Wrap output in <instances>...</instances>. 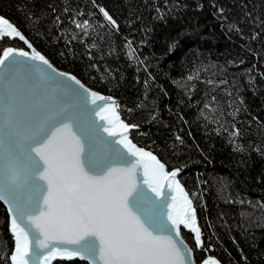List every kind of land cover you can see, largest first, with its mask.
Returning a JSON list of instances; mask_svg holds the SVG:
<instances>
[{"label": "trees", "instance_id": "1", "mask_svg": "<svg viewBox=\"0 0 264 264\" xmlns=\"http://www.w3.org/2000/svg\"><path fill=\"white\" fill-rule=\"evenodd\" d=\"M81 11L77 19L93 25L88 37L70 23ZM0 15L56 65L114 96L123 120L139 125L132 141L168 170L182 169L203 248L182 232L198 263L211 255L224 264H264V0H0ZM12 45L26 47L0 41V48ZM7 226L0 201V264H9L14 246Z\"/></svg>", "mask_w": 264, "mask_h": 264}, {"label": "snow or ice", "instance_id": "2", "mask_svg": "<svg viewBox=\"0 0 264 264\" xmlns=\"http://www.w3.org/2000/svg\"><path fill=\"white\" fill-rule=\"evenodd\" d=\"M99 12L118 30L105 8ZM80 15L82 11L71 16L70 23L88 37L93 25L79 21ZM54 23H62L59 16ZM16 39L29 50L0 48V135L7 143L0 201L7 205V230L14 241L9 264L77 257L92 264H195L182 226L194 234L195 248L202 249L203 240L193 200L177 178L182 169L166 170L151 151L133 143L128 133L139 125L119 117L113 97L60 72L0 15V41ZM76 39L73 33L71 40ZM134 53L132 49L130 59ZM233 129L231 135L239 136ZM173 192L183 199L182 213L175 211ZM200 264L221 262L209 255Z\"/></svg>", "mask_w": 264, "mask_h": 264}, {"label": "water", "instance_id": "3", "mask_svg": "<svg viewBox=\"0 0 264 264\" xmlns=\"http://www.w3.org/2000/svg\"><path fill=\"white\" fill-rule=\"evenodd\" d=\"M5 17V16H4ZM7 18V17H6ZM11 23H13L15 26H16V24L13 22V21H11L9 18H7ZM17 27V26H16ZM18 28V27H17ZM18 30H20L19 28H18ZM22 32V31H21ZM30 42V41H29ZM12 47H16V46H13L12 45ZM16 48H24L25 50H29V49H27V46L26 47H16ZM37 49V48H36ZM38 50V49H37ZM38 51H40V50H38ZM41 52V51H40ZM42 53V52H41ZM43 55H44V53H42ZM46 56V55H45ZM46 58L51 62V64L56 68V69H58L60 72H69V73H72L73 75H75V76H77L76 74H74L73 72H71L70 70H67V69H65V68H62V67H60V66H58V65H56L48 56H46ZM19 60H27V58L26 57H19L18 58ZM29 63H35V62H31V61H28ZM41 67L42 68H47V66L46 65H41ZM48 71L49 72H51V70L50 69H48ZM52 75L53 76H55L56 74L55 73H52ZM77 78L78 79H80V77L79 76H77ZM59 79H62V80H66L67 78H64V77H60ZM81 80V82L87 87V88H89V89H92L93 91H97V92H99L101 95H103V96H105V97H113L114 98V100L117 102V99L114 97V96H112V95H110V94H106V93H103V92H101V91H99V90H97L96 88H94V87H92V86H90L89 84H87L84 80H82V79H80ZM69 83H72V84H74V82H71V81H69ZM75 87H79V86H75ZM98 103H111V101H100V102H98ZM89 107H95V106H93V105H91V104H89ZM116 111L118 112V109H116ZM119 113V112H118ZM119 117L121 118V119H123L122 118V116H120V113H119ZM95 120H96V122L97 123H101L100 121H99V117H93ZM126 122V121H125ZM132 130H130L129 131V133H128V135H129V137H130V132H131ZM102 135H104V136H107V134L106 133H102ZM130 139H132L131 137H130ZM133 143H135L134 141H133ZM136 144V143H135ZM137 145V144H136ZM138 146V145H137ZM138 147H140V146H138ZM145 150H148V149H146L145 148ZM148 151H150V150H148ZM152 152V151H151ZM6 153H7V143H6V141H5V138L3 137V135H0V176H2V174H3V171H4V165H5V157H6ZM159 160H160V158L154 153V152H152ZM161 161V160H160ZM162 162V161H161ZM163 163V162H162ZM166 170H168L167 169V167H166ZM168 171H171V170H168ZM178 177H180V173L178 174ZM177 177V178H178ZM139 180H142L143 179V169L141 168L140 170H139V172H138V177H137ZM179 180H180V178H178ZM181 182V181H180ZM181 184L183 185V183L181 182ZM145 188L147 187L146 185L144 186ZM183 187H184V189H185V191H186V188H185V186L183 185ZM188 192V191H187ZM189 194V193H188ZM173 195H176V197H177V199H176V208H175V211L177 212V213H182V211H183V208H184V203H183V199L181 198V196H180V194H178V193H175V192H173ZM189 197L191 198V196H190V194H189ZM192 199V198H191ZM3 202V201H2ZM169 202H171V201H169ZM4 203V202H3ZM6 205V204H5ZM193 206H194V203H193ZM6 207H7V205H6ZM195 207V206H194ZM196 215H197V213H196ZM197 224H198V218H197ZM198 226H199V224H198ZM183 227V226H182ZM182 235L184 236V234H183V232H182ZM184 239H185V241L188 243V245L190 246V247H192V245L190 244V242H188V240H187V238L184 236ZM193 248V247H192ZM194 256H195V254H194ZM75 259V258H74ZM77 259H80V258H78L77 257ZM57 260H61V259H57ZM57 260H54V261H52V264L54 263V262H56ZM87 261V260H86ZM90 264H92V262L91 261H88ZM195 264H200V262L198 263V261H197V259L195 258ZM221 264H224V263H222L221 262Z\"/></svg>", "mask_w": 264, "mask_h": 264}]
</instances>
